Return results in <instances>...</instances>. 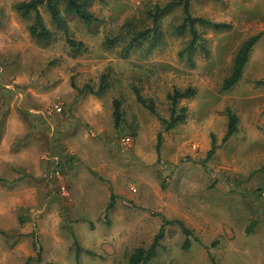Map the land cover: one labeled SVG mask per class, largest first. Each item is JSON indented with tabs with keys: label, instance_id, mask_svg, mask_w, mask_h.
<instances>
[{
	"label": "rangeland",
	"instance_id": "1",
	"mask_svg": "<svg viewBox=\"0 0 264 264\" xmlns=\"http://www.w3.org/2000/svg\"><path fill=\"white\" fill-rule=\"evenodd\" d=\"M23 1L0 0V264H129L165 220L192 231L190 247L171 223L147 264H264V74L257 60L234 89L223 90L239 47L264 32V0H192L193 17L231 25L199 28L206 51L199 47L192 60L181 55L190 34L175 31L182 8L159 19L158 48L145 42L124 58L128 40L107 43L125 27L152 29L157 7L173 0H91L96 24L69 18L71 37L85 46L76 56L45 8L54 40L31 37L32 21L15 10ZM104 75L107 91L90 94ZM188 88L194 96L177 105L186 110L184 123L163 131L169 95ZM228 109L239 129L224 143ZM212 136L217 149L208 159Z\"/></svg>",
	"mask_w": 264,
	"mask_h": 264
},
{
	"label": "trees",
	"instance_id": "2",
	"mask_svg": "<svg viewBox=\"0 0 264 264\" xmlns=\"http://www.w3.org/2000/svg\"><path fill=\"white\" fill-rule=\"evenodd\" d=\"M191 1L192 0H173L168 3L165 7H157V10L153 15L154 27L152 29L138 30L136 27H131L126 32V27L123 29L122 34L114 40H109L107 43L114 45L115 43L122 40H128V43L123 48L122 57L127 58L130 54V51L134 48L142 47L145 42L150 45V50L158 48L162 42L163 34L159 30V19L163 16L164 12L169 11L174 8H182L183 10V21L180 26L175 28L176 34L183 36L186 33L190 34L189 46L184 52H181V55L187 54V58L192 60L195 50L199 47H204V39L199 33V28H211L214 31H223L231 28V25L228 23H219L213 22L205 18L193 17L191 13ZM220 1V0H216ZM91 0H29L23 1L15 5V10L20 14V16L25 20H31L32 24L29 27V32L32 38L35 40L48 44L54 40V31L50 29L41 13V8H45L48 12L52 26L57 31L62 32L66 36V41L68 46L72 50L74 56L80 55L84 52L85 46L82 42L74 40L70 35L69 29V18L76 17L86 26L91 27L96 24L99 19L96 15L90 10ZM264 36V33L255 35L245 41L238 49L237 54L234 59V65L232 73L229 78L224 81L223 90L228 92L234 89L239 82L242 80L244 75V70L249 62L251 53L255 45L259 40ZM185 53V54H184ZM88 89H90L88 87ZM108 89V80L107 76L102 77L101 85L98 91L90 89V94L100 96L104 94ZM86 92L85 90H82ZM138 102L149 109L153 114L158 115L156 112L155 105L152 101H147L139 92L135 89ZM195 90L193 88H188L185 91L175 90L174 94L169 95V100L172 103L171 108V117L169 120L160 118V121L163 126V131L167 132L174 129L179 124L184 123L185 121V108L177 110V105L180 100L188 99L193 97ZM114 119L115 126L120 127L122 122V112H121V102L119 100L114 101ZM227 116L229 119V128L226 136L223 141L226 143L232 136L238 133L239 117L231 109L227 110ZM213 137L212 148L208 153V159H212L216 154V138ZM162 138V134H160ZM171 223L176 224L186 237V243L184 248L188 249L190 246L189 241L192 236V231L186 227V225L179 220L176 221H164V224L156 235L153 244L148 248H138L131 256L129 264H147L157 256V251L160 247L161 241L165 237V226ZM256 225L254 222L249 228L248 233L252 232L253 227ZM80 249H78L77 254L79 255ZM215 264L214 260L213 263Z\"/></svg>",
	"mask_w": 264,
	"mask_h": 264
},
{
	"label": "crops",
	"instance_id": "3",
	"mask_svg": "<svg viewBox=\"0 0 264 264\" xmlns=\"http://www.w3.org/2000/svg\"><path fill=\"white\" fill-rule=\"evenodd\" d=\"M262 33H264V32H262ZM258 34H260V33H258ZM262 38L259 40V42L253 48L252 53H251V56H250V59H249V62L247 63L246 68L251 63V61H254V60L256 61L257 60V62L255 63L254 68L257 67L258 69H260L261 70V74L263 75L264 73L262 71L264 70V68L262 69V67H260V61H262V59H264V56H263V58L262 57H256V56H259V55H264V45H263ZM246 68H245V70H246Z\"/></svg>",
	"mask_w": 264,
	"mask_h": 264
}]
</instances>
